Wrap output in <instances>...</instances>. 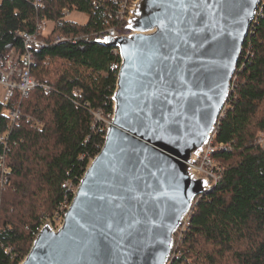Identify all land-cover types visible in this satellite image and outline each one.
Instances as JSON below:
<instances>
[{"label": "water", "instance_id": "1", "mask_svg": "<svg viewBox=\"0 0 264 264\" xmlns=\"http://www.w3.org/2000/svg\"><path fill=\"white\" fill-rule=\"evenodd\" d=\"M259 3L136 0L128 33L96 39L121 57L104 143L61 224H44L17 264L168 263L183 217L211 188L191 164L214 130Z\"/></svg>", "mask_w": 264, "mask_h": 264}, {"label": "trees", "instance_id": "2", "mask_svg": "<svg viewBox=\"0 0 264 264\" xmlns=\"http://www.w3.org/2000/svg\"><path fill=\"white\" fill-rule=\"evenodd\" d=\"M63 8L87 14V21L64 19ZM113 8L110 0H43L42 8L33 0H0V63L12 49H22L21 33L32 31L38 19L53 24L48 44L32 47L31 72L49 89L36 86L22 98L16 91L8 102L0 100V136H6L0 156L6 145L9 178L0 185V264L24 258L35 227L52 220L64 199L62 183L79 181L104 143L107 129L91 111L113 112L117 76L111 62L117 57L96 34L106 20L116 23L107 13ZM118 30L129 31L122 22ZM57 35L65 40L54 43ZM52 60L62 65L50 70ZM234 75L215 133L216 141L229 145L215 154L223 163L221 177L193 206L182 253L168 264H264V149L255 139L264 132V6ZM15 108L20 118L11 125L6 111Z\"/></svg>", "mask_w": 264, "mask_h": 264}, {"label": "built area", "instance_id": "3", "mask_svg": "<svg viewBox=\"0 0 264 264\" xmlns=\"http://www.w3.org/2000/svg\"><path fill=\"white\" fill-rule=\"evenodd\" d=\"M113 9L107 10L108 16L110 18H114L116 20L115 24L110 23L109 20H106L104 30L97 33L96 37L98 38H106L108 42H112L114 39L120 37V35L125 34L121 33L118 30L119 23H127L130 10L133 7V3L135 0H110ZM33 4L36 8L43 7V0H33ZM98 5V3H97ZM263 6L264 0H260L258 8L254 14V17L251 21V25L249 27L248 33L252 31L254 25L257 23L258 19L263 17ZM113 10V11H112ZM71 11L67 8L62 9L63 18H66L70 15ZM49 21L46 19H38L32 31H23L21 33L23 39V47L22 49H12L10 53L5 57V59L0 63V85L4 90V94L2 96L1 101L3 103L8 102L14 95L16 91L20 94V97H24L27 93L36 86H44L46 90L49 87L43 83H40L32 74V66L35 64L33 56H32V47L39 45H47V35L51 29H48ZM129 32V31H128ZM127 32V33H128ZM248 35V34H247ZM65 40L64 36L57 35L53 38V42L57 43ZM112 54L117 57L113 62H111V69L115 71L116 76L118 74V70L121 64L120 50L117 45H112ZM75 94L78 93L76 89ZM234 92V84L231 80L229 91L227 98L218 114V119L216 121L214 130L203 146L199 156L197 159L191 164L196 173L203 178L208 180L209 185L212 187L216 185L219 181L222 173V164L219 160L216 159L215 154L218 151L225 150L229 147L228 143H223L216 141L215 133L217 125L219 124L220 118L223 117L226 108L228 106L229 97ZM86 106H89V103H85ZM94 117L95 122L104 123L105 128H108V125L111 123L113 112H107L103 114L99 110L91 111ZM6 115L8 117L9 123L11 125L18 123L20 118V110L18 108L9 109L6 111ZM6 136H0V141L4 142ZM256 143L264 149V132L259 134L256 138ZM8 148L5 145L4 154L0 156V185L5 186L9 182L8 178V169L5 166L4 155ZM80 181V180H79ZM79 181L75 182L72 180H66L62 183V187L64 188V199L61 201L57 211H55L52 220L59 221V225L61 224L65 212L67 211L73 195L77 189V185ZM203 194V193H202ZM201 194L196 195L194 202L192 204L191 209L185 214L182 219L181 224L178 226L175 231L174 237L177 240H181L185 234H188L191 230L190 226V218L192 208L197 202L198 198ZM47 220V219H46ZM51 220V219H50ZM44 221V220H43ZM42 224L40 226L35 227L34 236L40 231ZM10 247L5 248V252L9 253ZM175 255H171L170 259ZM169 259V260H170ZM169 263V261H168ZM167 263V264H168Z\"/></svg>", "mask_w": 264, "mask_h": 264}, {"label": "rangeland", "instance_id": "4", "mask_svg": "<svg viewBox=\"0 0 264 264\" xmlns=\"http://www.w3.org/2000/svg\"><path fill=\"white\" fill-rule=\"evenodd\" d=\"M136 1V0H135ZM134 1V2H135ZM131 11V10H130ZM87 18H88V15L87 14H85V13H81V12H77V11H75V10H71V13H70V15L68 16V17H66V18H64V19H70V20H73V21H75V22H78V23H85L86 21H87ZM52 26H53V24H52V22H50L49 23V25H48V29H51L52 28ZM241 54V53H240ZM50 67H49V69L51 70V69H58L59 67H60V65H62L59 61H54V60H52V61H50ZM236 69V68H235ZM234 73H235V71H234ZM234 73H233V75H232V78H231V80L233 81V84H236V78H235V75H234ZM47 76H49L48 74H45V76H44V80H45V78L47 77ZM3 94H4V90H3V88H2V86L0 85V100L2 99V96H3ZM261 133H263V132H258L257 133V136H256V138L259 136V134H261ZM255 138V139H256ZM222 165H223V163H221ZM194 202V201H193ZM191 209V208H190ZM45 213H47V211H44ZM46 223H50L53 227H57L58 225H59V221H57V220H50V219H47V220H44L43 221V224H42V227H43V225L44 224H46ZM41 227V228H42ZM183 239V238H182ZM182 239L181 240H177L176 238H175V243H174V246H173V250H172V254L173 255H175L176 257L177 256H179L181 253H182V247L180 246L181 245V241H182Z\"/></svg>", "mask_w": 264, "mask_h": 264}, {"label": "snow or ice", "instance_id": "5", "mask_svg": "<svg viewBox=\"0 0 264 264\" xmlns=\"http://www.w3.org/2000/svg\"><path fill=\"white\" fill-rule=\"evenodd\" d=\"M191 6L192 7H198V5H196V4H191ZM189 23H195V20L193 19V20H191V21H189ZM165 45H161V47H164ZM165 59H167V57H165Z\"/></svg>", "mask_w": 264, "mask_h": 264}]
</instances>
